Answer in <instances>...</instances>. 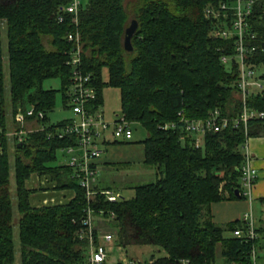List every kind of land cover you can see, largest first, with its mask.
<instances>
[{
	"label": "trees",
	"instance_id": "obj_1",
	"mask_svg": "<svg viewBox=\"0 0 264 264\" xmlns=\"http://www.w3.org/2000/svg\"><path fill=\"white\" fill-rule=\"evenodd\" d=\"M217 1L133 0L123 8L120 0H85L75 21L60 14L62 22L57 23V8L67 6V0H0L6 50L5 70L0 61V264L14 260L12 227L18 264H83V243L73 239L72 221L80 215L85 200L80 187L69 178L70 170L54 164L55 152L70 146L71 139H46L44 132L35 131L24 135L19 143L12 142L9 171L4 137V87L10 115L18 107L21 111L31 107L43 114L45 125L53 92L42 90L41 82L57 79L61 101L70 77L65 63L73 48L72 42L64 40L67 33L77 38L78 69L91 75L94 104L101 106L103 86L117 89L120 117L144 129L142 165L155 169L154 180L133 186L129 200L111 204L92 195L88 206L94 213L108 210L114 214L116 245L152 246L164 254L155 258L154 264H179V260L212 264L214 245L220 243L219 254L226 264H245L249 243L221 236L238 222L223 228L208 220L198 223L199 213L210 203L242 198L237 172L244 139L240 127L228 125L218 133L204 135L198 149H193L189 140H178L180 125L174 123V128L162 130L164 124L176 121L177 113L184 119L200 120L214 107L227 118L240 112L239 102L230 96L234 93V68H224L218 62L220 54H230L228 44L207 38V23L202 19V9ZM259 7L255 5L251 15L257 53L253 60L264 65V50L259 47L264 45V13ZM128 15L135 21L136 31L129 40L131 50L124 53L120 36ZM101 68L107 73L106 83L100 81ZM244 105L264 111V86L245 98ZM62 122L48 123L49 128ZM246 123L245 137L264 132V119ZM31 174L45 176L53 184L52 191L66 189L73 197L64 204L30 207L24 182ZM218 182L222 184L220 193ZM232 190H237V197ZM256 203L262 209L255 234L262 235L264 241V199Z\"/></svg>",
	"mask_w": 264,
	"mask_h": 264
},
{
	"label": "built area",
	"instance_id": "obj_2",
	"mask_svg": "<svg viewBox=\"0 0 264 264\" xmlns=\"http://www.w3.org/2000/svg\"><path fill=\"white\" fill-rule=\"evenodd\" d=\"M257 4L260 6L259 12L264 13V0H219L214 4L206 5L201 11L202 19L205 20L208 27L207 37L228 44L230 54H220L218 62L224 68H234L235 79L232 87L238 96L240 112L234 118H227L221 116V112L214 107L200 120L184 119L180 113L175 114L176 121L164 124L162 130L174 128V123L180 125L178 140H189L193 149L201 147L204 135L218 133L228 125H231V128L240 127L244 143L247 140L245 137L246 122L264 119V111L247 109L244 105L245 98L259 93L264 86L262 79L254 71L260 64H256L253 60L257 53L253 43L255 32L252 29L251 15L255 12ZM79 7L80 5L75 0H67V6L57 8L54 18L57 23L62 22L61 14L69 16L75 21L74 18ZM64 40L72 42L71 47L73 48L69 51L65 63L70 70V77H68L67 84L61 94V107L69 110L73 118L67 120L62 118L60 120L65 122H62L60 126L49 128L50 124L43 123L44 118L41 112H35L31 107L21 111L18 107L11 115V122L15 130L6 131L4 137L19 143L24 135L35 131L44 132L46 139H61L62 137L71 139L70 146H63L56 151L66 156V160L57 165H64L70 170L69 178L76 186L80 187L83 200H85L80 208V215L75 221H72L75 225L72 237L77 242L83 243V264H154L155 258L152 257V254L144 261L138 260V258H126L122 248L114 244L115 242L111 238L112 234L108 231H101V228L96 226L97 222L102 226L108 222L112 223L114 214L108 210H97L94 213L88 206V203L92 201V195L101 196L102 202L105 203L112 204L121 200L107 188H98V172L95 168V161L99 159V146L102 148L108 140L115 143H126L131 136L130 125L132 122L124 121L119 115L112 117L110 121L103 118L101 106H96L93 102L95 94L94 88L90 85L91 75L87 72L81 74L78 69L80 47L77 44V38L72 33H67ZM262 47L264 50V45ZM248 161L249 157L245 152L241 155L240 167L237 170L239 185L244 189L248 188L255 180ZM39 182L48 183V180L45 176H40ZM50 188H54L53 184ZM255 229V221L250 209H247L238 219L237 226L230 232L232 238L235 237L242 243H249L245 253V264H256L258 249L255 245L257 237ZM112 250L118 252L120 257L111 261L108 260V254ZM179 264H186V262L179 260Z\"/></svg>",
	"mask_w": 264,
	"mask_h": 264
},
{
	"label": "crops",
	"instance_id": "obj_3",
	"mask_svg": "<svg viewBox=\"0 0 264 264\" xmlns=\"http://www.w3.org/2000/svg\"><path fill=\"white\" fill-rule=\"evenodd\" d=\"M100 74V81L106 83L107 73L103 68L100 69ZM113 92L116 94L114 95ZM100 98L102 101L100 107L101 114L104 116L103 118L106 121H110L112 117H114L113 110L116 108L115 107L113 109L112 100L115 99L117 101L119 108L120 101H118V91L116 88L103 86L100 91ZM47 120L46 122L50 123ZM116 145L117 143L110 142V140L106 142L105 146L103 145L99 159L95 161V168L98 173L103 174L102 171H106V174H109L114 166H118V164L125 166L129 164L130 161L132 162V160L138 161L142 164L143 156L141 145L140 147L136 145H118L115 147ZM239 150L241 155L246 152V155L249 157L248 165H250V170L255 180L248 188L245 189L241 188L239 185L240 181L238 182V194L242 198L231 200L224 199L222 201H217L216 203H210L205 208L206 219L216 227L219 226L223 228L225 224L232 223V221L238 222L240 216L245 213L247 209H250L253 218L254 208L252 207V204H254V202H256L259 198L264 199V132H262L260 135H256V137L247 138ZM154 171L155 170L149 171V174L153 175V180L155 177ZM39 180L40 177H38L37 174H31L24 182V188L29 191L27 202L29 203L28 205L30 207L36 208L37 206L40 207L50 204H64V202H68V200L73 197V193L66 189L57 192H52V190L51 192H38L39 189L42 190V188H40V184L41 186L43 185V183L39 182ZM108 184L109 181H103V178H100V176L97 175V185L99 189L107 188L109 191H111V186ZM45 187H47V185H45ZM255 226L257 227L256 224ZM231 237L232 236H230V233H228L227 238ZM261 237L262 235H258L255 242V245L258 249L255 261L256 264H264V241ZM227 238L222 237V239ZM162 255L164 254L162 253ZM162 255L156 257H161Z\"/></svg>",
	"mask_w": 264,
	"mask_h": 264
},
{
	"label": "rangeland",
	"instance_id": "obj_4",
	"mask_svg": "<svg viewBox=\"0 0 264 264\" xmlns=\"http://www.w3.org/2000/svg\"><path fill=\"white\" fill-rule=\"evenodd\" d=\"M81 7H83L85 5V0H75ZM120 2L122 3V7L125 8V6L131 2H133V0H120ZM128 18L125 20L124 22V26H126L128 20H132V17H129V15L127 16ZM0 61L3 70H5V39H4V31L2 29V24L0 25ZM207 37V36H206ZM208 38V37H207ZM120 41H121V36H120ZM255 74L258 77H262L264 78V65L260 64V66L255 68ZM261 78V79H262ZM263 81V85H264V79H262ZM6 82V80L4 81ZM40 88L42 90H49L51 92H53V105L52 108L50 110H47L45 113V117L48 119L47 121L50 123H54V122H58L60 121V119L64 118V119H70L73 118L71 113L69 112V110L67 109H63V107H61L62 103L60 101V95L58 93L59 91V82L57 79L53 78V79H45L44 81L41 82L40 84ZM3 94H2V105L4 106L3 108V119H4V126L6 131L10 132L14 130V125H12V119H11V115H10V105L8 103V91L6 90V88H3ZM116 92V91H114ZM113 92V93H114ZM116 93H114L115 95ZM232 97L233 100H237L238 96H236L235 92L232 93L230 95ZM113 101V115H119V108H118V104L117 101L114 99ZM28 109V107H25L24 110ZM120 116V115H119ZM31 126V125H30ZM131 128V136L130 139L126 142V143H120L117 142V145L115 147H117L118 145L120 146H124V145H136L138 147H140V145L142 144V141L144 139V129L141 128L138 124L135 123H131L130 125ZM5 142H6V146L7 148V159H8V164H9V171L11 170L10 166H11V151L10 149L12 146V139H9L8 137H5ZM105 146V145H104ZM100 149V153H101V146H99ZM240 152V150H239ZM241 154V153H240ZM55 163L54 164H58L60 162H62L63 160H66V156H64V154H60L59 152H55ZM153 171L155 170L154 167H145L142 166L141 163H139L138 161H130L129 164L127 165H121L118 164V166H114L111 170V172L109 174H106V171H102L103 174L98 173L97 175L100 176V178H103V181L107 180L109 181V184L111 186V192L113 194H115V196H121L123 198V200H129L132 197V188L133 186H138V185H145L147 184V182H152L153 180V175L149 174V171ZM110 175V176H108ZM45 185H47V187H45ZM10 186H11V182H10ZM50 186H52V183L49 181L48 183H43L42 186H40V188H42V190L39 189L38 192H51V188ZM217 191L220 193V189L222 187V184L220 182H218L217 184ZM11 189V187H10ZM38 190V189H37ZM45 190V191H44ZM52 192H57V191H52ZM225 196V195H224ZM13 203V199L11 200ZM57 201V200H56ZM14 204V203H13ZM253 209V220L255 221V224L258 225L259 224V217H260V210H261V206L258 205L256 202H254V204H252ZM206 207L202 208V212L199 213V218H198V223H203L204 221L207 222L206 216H205V209ZM260 208V210H259ZM259 210V211H258ZM252 214V213H251ZM12 220L14 222L15 220V212L12 211V215H11ZM97 227H100L101 231L104 232H110V234H112L111 238H113L114 241V228L112 226V223H106L104 226L100 225L99 222H97L96 224ZM15 228L12 227V232H11V237H12V256H13V261L12 264H18V251H17V242H16V236H15ZM222 237L227 238L228 237V233L227 232H222L221 234ZM115 242V241H114ZM116 245V242L114 243ZM114 246V245H113ZM122 250L124 251V254L126 255V258H138V260H142L144 261L145 259H147L151 254H153V258H155L156 256L162 255L161 252L155 250L154 248H152V246H128V247H122ZM220 249V243H216L214 245V253H213V263L212 264H226L224 258L219 254V250ZM257 254V251H256ZM108 260H114L118 257H120V255L118 254V252H116L115 250H112L111 252H109L108 254ZM84 258V257H83ZM157 258V257H156ZM84 263V260H83Z\"/></svg>",
	"mask_w": 264,
	"mask_h": 264
},
{
	"label": "water",
	"instance_id": "obj_5",
	"mask_svg": "<svg viewBox=\"0 0 264 264\" xmlns=\"http://www.w3.org/2000/svg\"><path fill=\"white\" fill-rule=\"evenodd\" d=\"M136 23L134 20H128L126 26L122 29L123 33H121V50L124 53H127L131 50V44L129 42L130 38L132 37L133 33L136 31ZM260 49L263 50L262 44H259ZM232 193L235 195L234 197H237V190H232ZM118 198L122 199L121 196H118Z\"/></svg>",
	"mask_w": 264,
	"mask_h": 264
}]
</instances>
